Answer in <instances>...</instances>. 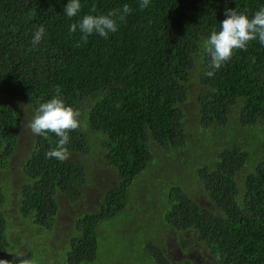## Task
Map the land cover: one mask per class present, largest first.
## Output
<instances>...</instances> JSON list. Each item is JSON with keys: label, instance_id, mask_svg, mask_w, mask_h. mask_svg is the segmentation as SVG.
Masks as SVG:
<instances>
[{"label": "trees", "instance_id": "obj_1", "mask_svg": "<svg viewBox=\"0 0 264 264\" xmlns=\"http://www.w3.org/2000/svg\"><path fill=\"white\" fill-rule=\"evenodd\" d=\"M68 2L0 0V259L50 264L43 240L24 248L21 234L12 237L5 205H14L35 238L51 232L62 198L86 202L83 187L95 169L79 158L101 153L119 185L106 191L98 211L74 215L69 249L57 264L103 259L99 246L114 219L128 226L121 232L134 245L133 264H173L169 233L181 250L196 242L220 264H264V45L249 42L218 70L204 49L226 9L251 16L264 0H150L144 9L140 0H81L72 18L64 13ZM124 4L132 11L107 38L93 33L84 43L79 28L70 33L84 15ZM40 25L46 35L33 47ZM57 87L82 112V127L69 133L70 156L46 158L59 138L33 134L14 189L24 113L34 116ZM193 93L194 125L185 108ZM178 170L191 175L176 181Z\"/></svg>", "mask_w": 264, "mask_h": 264}, {"label": "rangeland", "instance_id": "obj_2", "mask_svg": "<svg viewBox=\"0 0 264 264\" xmlns=\"http://www.w3.org/2000/svg\"><path fill=\"white\" fill-rule=\"evenodd\" d=\"M194 93L189 98V101L185 106L188 123H191L192 125L196 124L198 121L195 115L196 104L193 98ZM23 108L25 109L27 107L23 106ZM23 119L24 123L18 144V150L16 154L17 156L12 161L10 174L11 179L13 180H11V183L13 184L14 189H18V182L20 181V176L22 175L21 167L25 164L26 159L32 152L31 149L34 140L33 133L28 127L29 122L33 119L32 111L30 110L29 112H25ZM79 160L82 164H88L93 166L95 169L94 171L91 169L90 180L92 183L89 186L86 185L83 187V191L86 195V202H71L70 200L62 198L63 208L60 210V213L57 216L58 223L51 232H46L45 234L42 233L39 238H35V230L30 229L28 222L21 216H18L14 205H11L10 203L5 205V209L7 210L8 218L10 220V230L13 234H15L12 237L16 238L19 234H21L24 248H27L28 245H38L40 240H43L46 244L45 250H49L48 254L51 257L50 264H57V257L59 254H62L65 260L67 253L64 252L69 249L70 236L73 234L76 227L74 215L78 214L80 216V209L86 210L85 212L87 213L98 211L106 191H108L111 187H116L119 185V181L117 180L118 176L112 169L109 168L108 165L105 164L104 154L95 153V155L89 156L87 158L80 157ZM182 172L187 174L186 177L191 175L186 171L178 170V173L173 174L176 181L183 177ZM5 176V172L0 171V177L5 178ZM146 187H149V185ZM15 195V192L12 194L10 193L11 197ZM206 206L210 207V204L208 203ZM109 225L113 227V230H110L107 232V234H105L102 245L99 246V254H103L104 258L98 262L96 261L95 264H109L110 262L104 260L105 258H120L125 262L128 260V264H133L134 260L131 258V256L133 257L134 254V249H132L134 245L129 239L130 235H127V239L126 237L122 236L121 232V229L124 226H128L118 219L111 220ZM166 235L167 236L164 239V242H166L165 250L168 252V257L170 258L171 263L185 264L184 260H191L196 264H220L217 260L207 256L206 250H204L201 244L199 245L195 242V245L191 246L190 250L186 252L185 250H181L177 245L172 233ZM146 238L150 239L152 237L146 236ZM138 239L145 240L142 236H140Z\"/></svg>", "mask_w": 264, "mask_h": 264}, {"label": "clouds", "instance_id": "obj_3", "mask_svg": "<svg viewBox=\"0 0 264 264\" xmlns=\"http://www.w3.org/2000/svg\"><path fill=\"white\" fill-rule=\"evenodd\" d=\"M149 2L150 0H140V8H147ZM81 8V0H69L64 13L72 18L77 16ZM131 11L130 6L124 4L122 9H113L106 14H86L78 24L72 23L69 30L70 33H75L79 28L82 34L80 39L84 43H87L88 36L93 33L107 38L109 33L118 30V21H123ZM90 12H97L95 4ZM224 15L227 18L220 23V30H213L210 37L204 41V49L211 58L210 67L216 70L232 59L235 50H246L249 42L258 39L260 44L264 45V7L251 16L245 12H237L236 9H226ZM45 35L46 29L40 25L33 33L32 46L39 45ZM79 46L80 43H77L76 47ZM207 74L211 76L213 73ZM60 91L57 87L56 95L51 99L43 103L38 102L28 127L35 135L46 137L48 133H54L59 139L55 148L46 152V158L64 161L70 156L66 147L69 143V133L82 127V112L80 108L67 104ZM16 257L17 264H39L35 258ZM0 264H13V261L0 259Z\"/></svg>", "mask_w": 264, "mask_h": 264}]
</instances>
